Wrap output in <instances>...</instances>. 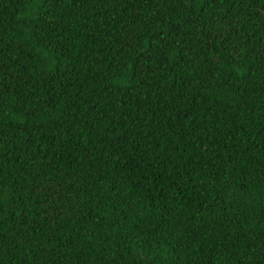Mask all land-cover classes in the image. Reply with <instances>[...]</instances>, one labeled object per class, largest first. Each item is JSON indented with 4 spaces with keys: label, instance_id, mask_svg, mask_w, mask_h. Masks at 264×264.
I'll return each mask as SVG.
<instances>
[{
    "label": "trees",
    "instance_id": "trees-1",
    "mask_svg": "<svg viewBox=\"0 0 264 264\" xmlns=\"http://www.w3.org/2000/svg\"><path fill=\"white\" fill-rule=\"evenodd\" d=\"M0 264H264V0H0Z\"/></svg>",
    "mask_w": 264,
    "mask_h": 264
}]
</instances>
